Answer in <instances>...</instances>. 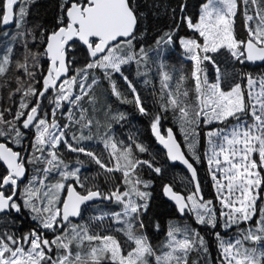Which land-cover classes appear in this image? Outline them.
Masks as SVG:
<instances>
[{"label": "snow or ice", "instance_id": "6c2138e0", "mask_svg": "<svg viewBox=\"0 0 264 264\" xmlns=\"http://www.w3.org/2000/svg\"><path fill=\"white\" fill-rule=\"evenodd\" d=\"M0 264H264V0H0Z\"/></svg>", "mask_w": 264, "mask_h": 264}]
</instances>
